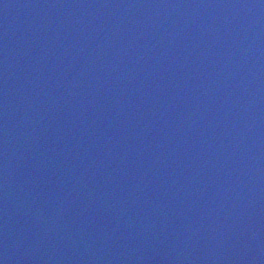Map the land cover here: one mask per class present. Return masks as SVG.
<instances>
[{"label":"water","instance_id":"1","mask_svg":"<svg viewBox=\"0 0 264 264\" xmlns=\"http://www.w3.org/2000/svg\"><path fill=\"white\" fill-rule=\"evenodd\" d=\"M0 46L149 264H264V0H0Z\"/></svg>","mask_w":264,"mask_h":264}]
</instances>
